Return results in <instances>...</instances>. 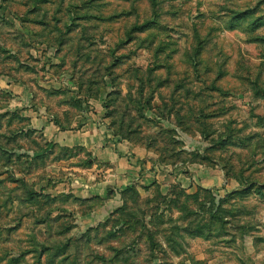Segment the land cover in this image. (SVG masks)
<instances>
[{
	"label": "rangeland",
	"instance_id": "374dc122",
	"mask_svg": "<svg viewBox=\"0 0 264 264\" xmlns=\"http://www.w3.org/2000/svg\"><path fill=\"white\" fill-rule=\"evenodd\" d=\"M89 124L221 182L78 198ZM0 264H264V0H0Z\"/></svg>",
	"mask_w": 264,
	"mask_h": 264
},
{
	"label": "crops",
	"instance_id": "0c3cea01",
	"mask_svg": "<svg viewBox=\"0 0 264 264\" xmlns=\"http://www.w3.org/2000/svg\"><path fill=\"white\" fill-rule=\"evenodd\" d=\"M49 128L56 137V143L71 148L86 147L97 158V173L103 175L99 177L93 171L91 175L93 181H89L90 185L85 186L84 194L86 197H78L77 195L78 198H86L87 201L101 200L110 207L111 204H114V200L119 197L117 193L121 190L134 186H153L161 184V181L181 186L184 189L193 186V182L205 189L219 185L221 182L220 176L209 180L204 179L200 184L195 179V175L191 180L183 175L177 176V173L172 174L171 171H168L167 174L169 175H166L160 168L151 164L147 154L142 149H137L127 142L105 141L102 132L98 129L94 130L90 124L78 132H62L55 126H49ZM98 178L101 179L98 180ZM165 178L167 179L165 180ZM77 186L74 189H77ZM112 194L113 196L110 197Z\"/></svg>",
	"mask_w": 264,
	"mask_h": 264
}]
</instances>
